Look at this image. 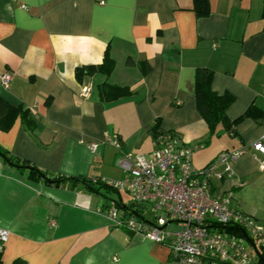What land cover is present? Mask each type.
Returning <instances> with one entry per match:
<instances>
[{"label":"crops","instance_id":"crops-1","mask_svg":"<svg viewBox=\"0 0 264 264\" xmlns=\"http://www.w3.org/2000/svg\"><path fill=\"white\" fill-rule=\"evenodd\" d=\"M209 1L208 15L198 16L192 0H0V74L13 76L0 97L31 119L17 114L0 129V148L50 178H76L31 179L0 157V227L9 232L0 264H166L168 245L98 213L107 204L77 178H122L106 135L148 155L155 118L194 147L197 168L264 135V0ZM105 50L111 72L77 79L75 69L102 63ZM202 67L215 92L233 97L225 114L234 134L218 124L209 137L194 94ZM104 84L128 93L106 100ZM83 85L90 90L80 95ZM262 159L249 149L213 194L264 227Z\"/></svg>","mask_w":264,"mask_h":264},{"label":"built area","instance_id":"built-area-1","mask_svg":"<svg viewBox=\"0 0 264 264\" xmlns=\"http://www.w3.org/2000/svg\"><path fill=\"white\" fill-rule=\"evenodd\" d=\"M12 78L10 72H2L0 84L8 87ZM89 90L83 85L80 95ZM156 135L148 155L122 151L119 137L106 135L104 143L120 153L116 163L123 177L102 181L127 192L131 202L112 200L97 212L152 242L168 245L166 264H256L247 238L233 229L227 231V226L243 229L262 246L264 227L245 212L230 208L227 195H214L213 183L232 175V163L249 149L264 156V135L250 145L220 151L202 168L193 164L194 147L183 143L178 134L162 129ZM89 148L94 152L96 143ZM259 166H264V159ZM147 205L150 216L138 214ZM55 224L51 218L50 226ZM8 238V230L0 227V252Z\"/></svg>","mask_w":264,"mask_h":264},{"label":"trees","instance_id":"trees-1","mask_svg":"<svg viewBox=\"0 0 264 264\" xmlns=\"http://www.w3.org/2000/svg\"><path fill=\"white\" fill-rule=\"evenodd\" d=\"M193 2V10L198 16H207L210 11V1L209 0H192ZM262 12H264V8H262ZM264 15V13H262ZM114 60L110 58L108 55L107 50H105L103 61L98 65L88 66L83 65L77 67L75 69V76L77 79H81L84 75L90 74L93 69L97 68L98 70L109 73L113 68ZM211 75L212 71L208 68H198L195 74V83H194V94L196 99V107H198V111L201 114L202 118L205 119L207 126L209 137L213 136L215 132V128L218 124H223L226 131H231V134H234L232 131V124L229 118H227L225 112L228 104L232 101L233 97L230 94H218L211 88ZM128 93V88L123 86L117 85H102L100 94L102 98L108 99H115L119 98L120 95ZM17 114L22 116L23 120L29 123L31 120L28 115V111L23 109L21 105L13 107L11 104L7 103L4 99L0 97V129L7 130L13 121V119L17 116ZM162 128H160V121L159 118H155L154 123L151 127V135L153 139L157 136L156 134L160 132ZM121 142V141H120ZM122 147V145H121ZM124 149H122L123 151ZM0 157L10 165L17 169H26L28 172V177L33 178H43L47 181L57 183L63 179L74 180L75 177H65L63 175H59L56 178H50L47 176V173L36 167L34 164H29L24 160L17 159L8 155L6 150L0 148ZM81 181L85 187L89 190H92L96 193L102 192V187L112 190L106 182L102 181V178L98 177L94 181L88 178H77ZM117 190V189H114ZM234 230L235 234L246 237L249 244L253 242L256 247L258 248V252L255 253L256 255V264H264V246L260 243L258 244L254 238L250 235H247L246 232L241 228H233L227 226V231ZM12 264H26L25 260L23 259H14Z\"/></svg>","mask_w":264,"mask_h":264},{"label":"rangeland","instance_id":"rangeland-1","mask_svg":"<svg viewBox=\"0 0 264 264\" xmlns=\"http://www.w3.org/2000/svg\"><path fill=\"white\" fill-rule=\"evenodd\" d=\"M119 196L121 201L126 204V203H130V197L129 195L127 194V192H122L121 191V194H119L116 190L112 189V190H109V189H106L104 187H102V192H101V195H99V198L101 199V201L105 204H110L112 202V200H117L119 199ZM147 208L143 209V211H140L142 213H144L147 217L150 216V212H149V206L147 205L146 206ZM139 213V212H138ZM173 228L176 229V226L174 225H171Z\"/></svg>","mask_w":264,"mask_h":264},{"label":"water","instance_id":"water-1","mask_svg":"<svg viewBox=\"0 0 264 264\" xmlns=\"http://www.w3.org/2000/svg\"><path fill=\"white\" fill-rule=\"evenodd\" d=\"M138 207L141 205H137ZM251 247L253 248L254 252L257 253L258 252V248L256 247V245L253 242H250Z\"/></svg>","mask_w":264,"mask_h":264}]
</instances>
